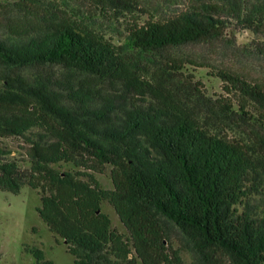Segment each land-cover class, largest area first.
Returning a JSON list of instances; mask_svg holds the SVG:
<instances>
[{
  "label": "trees",
  "instance_id": "obj_1",
  "mask_svg": "<svg viewBox=\"0 0 264 264\" xmlns=\"http://www.w3.org/2000/svg\"><path fill=\"white\" fill-rule=\"evenodd\" d=\"M87 1L88 12L67 0L0 4V189L39 192L38 214L74 264H184L165 221L200 264H264V87L187 52L264 59V0ZM97 15L131 18L121 44L96 30ZM239 31L255 39L239 47ZM50 65L121 80L138 100L108 123L88 90L34 73ZM205 69L238 102L209 95ZM14 138L26 141L19 160L3 143ZM109 168L106 190L96 175Z\"/></svg>",
  "mask_w": 264,
  "mask_h": 264
},
{
  "label": "rangeland",
  "instance_id": "obj_2",
  "mask_svg": "<svg viewBox=\"0 0 264 264\" xmlns=\"http://www.w3.org/2000/svg\"><path fill=\"white\" fill-rule=\"evenodd\" d=\"M18 0H0L1 3H13ZM56 4L62 0H52ZM81 4L84 11L88 12L94 9L89 1L86 0H67L63 7L70 11V7H76ZM89 3V4H88ZM181 7H183L181 5ZM72 13V12H71ZM148 17V16H147ZM96 30L108 39L117 44H121L124 34L130 24V19L113 22L108 16L97 15ZM138 18V17H137ZM146 19L142 17V21ZM237 46H243L252 42L255 37L250 31H239L236 35ZM195 52L201 55V60L215 69H228L238 73L252 84H261L264 87V59L255 58L245 59L236 55L227 56L219 51H208L201 47L192 48L187 52ZM39 72L42 76L56 83H71L88 90L90 95L89 109H109L112 112L108 115V123L117 125L123 124L127 118L132 104H136V92L127 87L121 80H101L100 78L88 73L75 71L60 65L42 66L36 68L34 73ZM199 78L205 83V88L209 95H214L216 99L236 100L241 96L230 94L219 80H214L208 76V69L199 70ZM70 84V85H71ZM148 100L146 103L139 102L143 108L150 106ZM153 105V104H151ZM114 107V108H113ZM13 152L12 156L16 159H22V144L26 143L23 139L4 140ZM111 169H107L103 175H96L101 186L110 190L113 188L111 179ZM38 191L25 187L18 194L2 191L0 189V264H35L31 253L27 250L31 248H41L48 260L54 264H74L75 257L68 252V245L57 235L53 234L46 223L40 218L37 209L41 206ZM104 212L112 220V227L120 233L124 232L117 215L113 208L105 204ZM164 230L168 237L169 245L172 249L178 250L183 258L184 264H200L196 255L190 252L191 244L188 243V237L172 223L165 221ZM142 264V263H140Z\"/></svg>",
  "mask_w": 264,
  "mask_h": 264
}]
</instances>
